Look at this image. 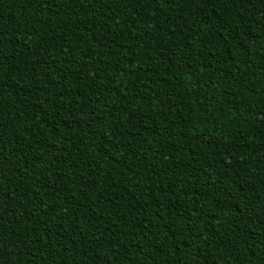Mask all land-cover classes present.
I'll use <instances>...</instances> for the list:
<instances>
[{
  "label": "trees",
  "instance_id": "1",
  "mask_svg": "<svg viewBox=\"0 0 264 264\" xmlns=\"http://www.w3.org/2000/svg\"><path fill=\"white\" fill-rule=\"evenodd\" d=\"M0 264H264V0H0Z\"/></svg>",
  "mask_w": 264,
  "mask_h": 264
}]
</instances>
